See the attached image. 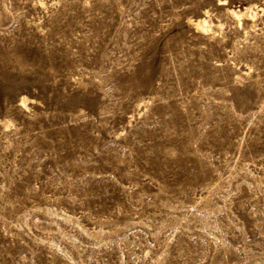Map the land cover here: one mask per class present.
Returning <instances> with one entry per match:
<instances>
[{
  "label": "rangeland",
  "instance_id": "obj_1",
  "mask_svg": "<svg viewBox=\"0 0 264 264\" xmlns=\"http://www.w3.org/2000/svg\"><path fill=\"white\" fill-rule=\"evenodd\" d=\"M0 264H264V0H0Z\"/></svg>",
  "mask_w": 264,
  "mask_h": 264
},
{
  "label": "bare ground",
  "instance_id": "obj_2",
  "mask_svg": "<svg viewBox=\"0 0 264 264\" xmlns=\"http://www.w3.org/2000/svg\"><path fill=\"white\" fill-rule=\"evenodd\" d=\"M229 11H230V13L233 14L234 17H237V18H239L241 15H246L247 17L252 19L254 14H255V11L253 10V8L251 6L245 7L243 9V11L239 10L238 8L237 9H229ZM195 24L197 26L205 29V30H208V29L211 28L210 24L208 23V20L205 19L204 17L198 18L196 20ZM20 102H21L22 105H25V97L22 96L21 99H20Z\"/></svg>",
  "mask_w": 264,
  "mask_h": 264
}]
</instances>
